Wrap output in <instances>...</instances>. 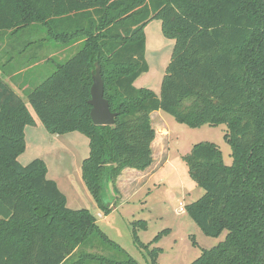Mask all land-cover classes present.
Listing matches in <instances>:
<instances>
[{"label":"trees","instance_id":"obj_1","mask_svg":"<svg viewBox=\"0 0 264 264\" xmlns=\"http://www.w3.org/2000/svg\"><path fill=\"white\" fill-rule=\"evenodd\" d=\"M154 19L175 41L160 95L135 85L149 70L145 28ZM36 23L51 39L84 43L27 94L49 133L89 138L82 178L104 211L111 210L102 197L108 181L116 184L125 168L145 170L153 162V112L192 128L226 124L231 165L211 142L195 144L184 156L205 190L188 212L206 235L227 231L191 264H264V0H0V36ZM97 63L117 114L114 125L91 118ZM32 125L23 98L0 78V264H140L86 251L98 247L99 237L110 242L95 215L67 206L43 159L18 161ZM133 225L137 244L158 264L162 249L149 247L167 230L145 244L138 231L147 221Z\"/></svg>","mask_w":264,"mask_h":264},{"label":"rangeland","instance_id":"obj_2","mask_svg":"<svg viewBox=\"0 0 264 264\" xmlns=\"http://www.w3.org/2000/svg\"><path fill=\"white\" fill-rule=\"evenodd\" d=\"M2 37L0 36V40ZM7 37L17 41L18 45L14 46L16 50L11 54L2 52L0 59H7L5 64L9 69L22 68L28 63L39 65L20 75H37L35 81H39L36 85L49 78L59 64L71 59L84 46L83 42L62 44L48 39L47 30L40 23L26 27L18 35ZM145 38L149 70L136 80L135 85L149 88L160 95L175 41L164 36L162 22L157 19L147 24ZM51 51L57 53L56 57H49ZM32 87L18 92L37 121V125L26 128V150L18 157V161L27 165L36 158L43 159L49 168L47 177L57 179L59 188L67 196V206L74 210L89 209L95 215L98 225L110 242L99 237L96 244L98 247H87L86 251L104 254L116 261L132 257L140 264H152L148 251L139 247L135 240L133 222L137 220L147 221V229L138 231L139 239L145 244L163 230H167L161 234L159 242L149 247L162 249L157 258L158 264H191L202 255L203 250L211 249L226 239V230L219 236L206 235L188 212L187 206L200 199L205 190L191 177L188 163L184 160V156L191 152L195 144L211 142L222 151L225 164L231 165L232 147L225 138L228 130L226 124H205L192 128L179 123L164 111H157L156 114H161L165 120L163 124L169 126L172 132L169 159L164 164L161 158L162 162L157 166L153 180L134 192L131 201L123 196L117 182L114 184L108 181L103 190L104 201L111 205V210L107 213L93 198L82 178V162L90 152L89 143L88 146L85 145L84 140L89 139L79 132L61 137L49 133L28 100L27 93ZM75 133L83 139L78 138ZM54 139L66 143L68 148L63 149L60 144L55 146ZM136 179L143 181V177ZM114 186L118 192L114 191Z\"/></svg>","mask_w":264,"mask_h":264},{"label":"crops","instance_id":"obj_3","mask_svg":"<svg viewBox=\"0 0 264 264\" xmlns=\"http://www.w3.org/2000/svg\"><path fill=\"white\" fill-rule=\"evenodd\" d=\"M48 39H51V38H48ZM48 39H47V41H49ZM51 40H54V39H51ZM54 41L57 43H62V42H59L56 40H54ZM81 42H83V41L78 40V41L73 42V43L78 44ZM49 43H52V42L49 41ZM62 44H66V43H62ZM68 44H70V43H68ZM14 46H16V41L14 39L7 37V35H6L5 37H3L0 40V54L2 52L4 54H11L14 50H16L14 48ZM56 55H57L56 52L51 51L49 57L54 58V57H56ZM61 58H63V57H61ZM6 61H7L6 58L0 59V78L3 79L4 81H6L7 83H9L16 90L17 93L20 92L21 90H25V89L37 84L36 82L39 81V80L35 81V77L37 75H35V76L33 75L30 77H27V76L21 77L20 75L22 73L27 72L28 70L32 69L34 66H39V65H34V64L28 63L27 65H25L22 68L13 67V68L9 69L7 67V65L5 64ZM156 113H157V111H155L151 114V124H152V127L156 131V137L152 143V151H153V162H152V164L148 168H146L145 170H138V169L129 168V167L125 168L116 179L117 186L120 187L121 191L123 192V196L128 201H131V196L134 192L138 191L139 188H141L142 186L145 187L146 184H148L151 180H153L154 176L157 173L156 168L159 165V163L162 162L161 158H163L164 164L169 159L170 150H171L172 132H171V129L169 126L163 124V123H165V120H163L161 114H156ZM156 118H157V120H156ZM36 125H37V121H36ZM67 134H69V133H67ZM56 135H57L56 137H61V135H58V134H56ZM74 135H77L78 138L83 139L82 137H79L78 133H75ZM57 140L58 139L53 140L56 142L55 146L60 144V146L63 149L68 148L66 143H60ZM84 141H85V145L87 144V146H88L89 141L88 140H84ZM53 146H54V144H53ZM47 166H48V164H47ZM79 166H80V164H79ZM154 170H155V172H154ZM48 172H49V168H48ZM136 177H141V178L143 177V179H142L143 181L136 179ZM53 180H55L59 186V182L57 181V179L53 178ZM126 181H128V183ZM129 187H132V189H130ZM125 189H126V191H125ZM120 204H123V203H120Z\"/></svg>","mask_w":264,"mask_h":264},{"label":"water","instance_id":"obj_4","mask_svg":"<svg viewBox=\"0 0 264 264\" xmlns=\"http://www.w3.org/2000/svg\"><path fill=\"white\" fill-rule=\"evenodd\" d=\"M104 92L101 66L97 63L96 70L93 73L91 99L89 100V103L92 105L91 118L95 125H114L117 114L111 111L109 101L105 98ZM105 191L107 192V190ZM102 197H104V194ZM103 202L106 207H111L110 204L104 201V198Z\"/></svg>","mask_w":264,"mask_h":264}]
</instances>
